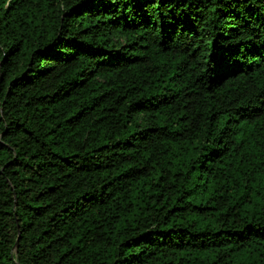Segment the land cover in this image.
<instances>
[{
	"label": "trees",
	"instance_id": "trees-1",
	"mask_svg": "<svg viewBox=\"0 0 264 264\" xmlns=\"http://www.w3.org/2000/svg\"><path fill=\"white\" fill-rule=\"evenodd\" d=\"M0 264H264V0H0Z\"/></svg>",
	"mask_w": 264,
	"mask_h": 264
}]
</instances>
